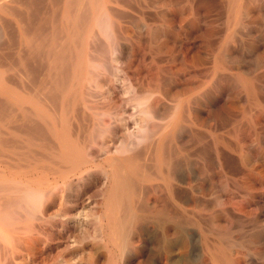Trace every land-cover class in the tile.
Returning <instances> with one entry per match:
<instances>
[{
	"label": "rangeland",
	"instance_id": "1",
	"mask_svg": "<svg viewBox=\"0 0 264 264\" xmlns=\"http://www.w3.org/2000/svg\"><path fill=\"white\" fill-rule=\"evenodd\" d=\"M10 1L11 0H0V5L3 4V6L1 5L2 10H0V14L2 15V16L0 15V99H2L0 101V107H1V109H3V110L0 109V112H1L0 114L2 115V116L0 115V120H1L0 121L1 122L0 123V143H2V144H0V153L2 155V156L0 155V264H66V263L67 264H86V261H87L86 256L87 255H89L88 260L92 259L93 261L96 262V264H110V263L116 264V257L112 256V254L110 252H108L107 250L101 251V250L96 249L97 247L95 244V240L93 238L94 237L93 231H95L94 229H96V219H95L96 215L93 214V212H95V209H96V201L98 204V202L101 200V190L103 188L102 181L104 182V180H102V178H101L102 177L101 175L102 174H112V170H113V165L111 163L110 164L109 163L104 164L102 166L100 162H101L102 158L105 156H113V157L119 156L120 157V156L124 155L126 153L124 151L126 150L127 147H129L131 145V143H133V144L139 143L140 144V143H142L143 140H145V136H146V139H148L147 137L150 136V138H152V136L154 135L153 138L150 139L152 141H150L148 139L149 142H153V143H154L153 139H155L157 136L159 137V136L164 135L165 136L164 142H166V139H167L166 137H168L169 141L167 139V143H164L165 144L164 147L165 148L168 146H171V147L166 148L168 150L165 149V151L171 153L172 160H174L175 163L177 162L176 164H173L174 166L172 165L174 167V169H173V167L171 168L172 170L170 169V171H171L170 174H249L248 172H250L251 174H256V171L253 169L257 165L262 164V161H263L262 158H257V159L246 158L244 160H240L237 156L234 155V153L227 151V150H225V151L223 150L222 156H224V158L222 156H220V157L212 156L215 154L211 149V144L213 141H215V139L222 141L224 139L223 137H227L228 139L226 138L222 142L228 143V144L230 143L229 144L230 147H231V145H233V139H232L233 135L231 134L232 133L231 132L232 127L230 128V126L232 124V115H230V112L232 114L231 106L233 105V96H234L233 93H234L235 88H233L234 84H232V82L234 83V81H233V78L231 76L232 72H233V64H232L231 60H229V59L231 58L232 55H234L236 53V51H228V54L225 55V57H228V58H226L228 60H225V63H224L227 67L225 65L219 66L217 64H211L212 61L210 60V58H211L210 56L213 55V53H214V55H217V52L216 51L214 52V51L208 49L207 47L201 46L197 43L190 45V48L186 49V51H187L186 53H185L184 48L183 49L177 48L179 51L177 50L176 53H178V54L177 55L175 54V59H174L168 53V50L166 47V42H168L166 34L163 32V33L158 34L155 37L151 36V34H150V32L155 27L156 28H162V29L165 28L164 26H166V22L169 18V10H168L169 9V6H168L169 2H168V0H134L133 1L134 3H132V7L134 8L135 11L133 10V12H129V13H131L130 15L126 11H132V10H129L127 8H123L124 10L122 9L123 12H121L122 13L121 14L120 13L121 8H118L117 6L113 5L114 8L111 7V11L114 12V14L123 17V18H121V17H118V16L112 14L113 17L116 19V21L112 17V15H110L109 12H108V14L106 13L107 10H105V13H104V10H103V12L101 11L100 13H102V14H100V15L98 14L99 16L95 17L93 19L94 21L92 22V25H91L92 31L89 30L84 35V38H83L84 46L82 48L81 57H80V67H79L80 72H78V75L75 76L76 77L75 79H73L71 76V78L69 77L67 79V80L70 79L69 81L65 80L66 84H67V85H65V87L67 86L66 90H68L67 92L64 90L66 92L65 95H63V93H60L53 88V86L57 82L55 77L57 78L60 75H59L58 68H57V70H58V72H57V70H55V68L52 67V64H50L51 61L47 60L48 56L46 53V46L48 44V41H49V43H51L53 41H56V42L58 41L61 44V42H66V40H67L66 38L68 36L66 35L67 34L66 31H63V30L59 31L58 29L55 28L57 30L56 31L53 29L55 25L59 26L60 21H62V10H63L64 0H12L11 2ZM129 1H131V0H129ZM135 3H136V6H135ZM4 4H5V6H4ZM253 4L257 7L258 11L260 10V12H264V0H254ZM43 6H45V8ZM4 7L7 8V10H4L5 9ZM139 7H140V9H139ZM59 8H60V10H58ZM115 8H117V9H115ZM118 9L120 10L119 11L120 15L118 13ZM136 9H138V10H136ZM8 10H9V12L7 14ZM12 11H13V13H11ZM58 11H59V13H58ZM137 11H140L141 13L140 12L138 13ZM125 12L127 15H125ZM122 15H125V16H127V18L128 17L129 18L127 19L126 17H124ZM131 15H132V18L130 17ZM29 17H31V18L29 19ZM102 17H104L105 19L104 18L102 19ZM109 17H111V18H109ZM124 18H126V19H124ZM110 20L114 21V22H112L113 25H111ZM56 21H57V23H56ZM115 23H117V24H115ZM140 23H141V25H139ZM257 23L254 24V27L256 28V26H257V30L259 29L261 31V29H262V32H264V24L260 23V22H257ZM53 24H55V25H53ZM137 24H138V26H137ZM116 25L118 27H114ZM142 25H143V27H142ZM112 26L115 29L118 28L119 29V30H117L118 32L116 30L112 29ZM258 27H260V28H258ZM121 28H122V30H121ZM22 29H24V31H21ZM114 31H116V32H114ZM121 31L124 33H120ZM134 31H135V33H134ZM136 31H138V32L136 33ZM33 32H34V34H33ZM61 32H63V33H61ZM21 33H25V36L22 35ZM52 33H53V36L55 34L57 35L59 33L57 35V37H56V35L54 36V37H56V39L55 40L53 39V41H52V39H50L53 37V36L51 37ZM105 33L107 34V36ZM113 33H115V35H117V36H113L114 35ZM60 34H62V35H60ZM93 34H94V36H93ZM95 34H96V36H95ZM123 34H124V36H123ZM27 35L29 36V38L33 35V39L34 40L36 39L35 41L32 39L33 44L35 42V44L37 43L38 45H40L38 50H40V48H41V50L35 56H32L29 54L28 47L25 44L24 38L28 39ZM160 35H161V37H160ZM45 36L48 39H45L46 38ZM58 36H60V37H58ZM126 36H129V37H126ZM38 37L42 40H40ZM89 37L92 40L95 39L96 42L91 43L93 41ZM123 37H125V39ZM117 38L120 39L121 43L120 42L117 43V41H119V39H117ZM128 38H130V40ZM44 39H45V41H44ZM64 39H66V40H64ZM111 39H112V41H111ZM114 40H116V41H114ZM36 41H38L39 43ZM122 41H125V43L127 45L125 43L123 45ZM126 41H130V42L128 43ZM139 41L141 42V44ZM88 42H89V44H88ZM142 42H143V44H142ZM152 42H154V43H152ZM132 43L133 44L135 43L134 44L135 48L132 46L133 45ZM160 43L162 46L160 45ZM91 44H95V45L97 44V45L95 46V45H91ZM128 45L132 47V48L130 47L131 50L133 48L135 50L131 51ZM136 45H137V47H136ZM142 45H143V47H142ZM91 46H94V47H91ZM97 46H98V48H97ZM114 46H116V47H114ZM138 46H140V48ZM94 48H96V49H94ZM119 48H120V50H119ZM122 48H124V49H122ZM140 49H142V50H140ZM92 50H95V51H92ZM98 50L101 52V54L103 53L104 55L103 54L101 55L100 52H98ZM181 51H183V53ZM190 51H191V53H190ZM241 51L239 53L243 58L240 56L241 57L240 61L242 62V63L240 62L241 63L240 66H241L242 70L244 69L243 72L245 73V77L252 79L254 84H256L260 90L264 91V89H263L264 88V83H263L264 82V73H263L264 72L263 71L264 70V54L259 52V51H254V50L249 51V53L246 52V49H244V51L242 49ZM86 52H87V54H86ZM96 52H98V53L96 54ZM149 52H151V53H149ZM157 52H159V53H157ZM160 52H162V53H160ZM180 52H181V54H180ZM231 52L232 53L235 52V53L232 54ZM219 53L224 54V52H219ZM19 54H20V56H19ZM88 54H90V55H88ZM145 55H147V56H145ZM182 55L183 56L187 55V58H188V60H190V62L188 60H187V62L183 61ZM23 56H24L23 60L25 61L24 63H22L23 62V60H22ZM26 56H28L29 59H27ZM30 56H31V58H30ZM20 57H21V59H20ZM181 58H182V61H180ZM192 58H194L193 60H195V61H193ZM202 58H206V59H202ZM25 59L28 61H26ZM168 59H170V60L167 62ZM257 59H258V61H257ZM196 60H199L200 62L196 61ZM170 61L172 64L170 63ZM201 61H202V63H201ZM208 61H209V63H208ZM40 64H41V66H40ZM47 65H49V66L46 67ZM214 65H215V67H214ZM228 65H230V66H228ZM216 66L218 67V69L216 68ZM228 67H230V68H228ZM48 68H50V69H48ZM212 68H213V70H212ZM227 69H229L228 70L229 72H227ZM50 70H53V71L50 72ZM157 70L159 73L157 72ZM167 70H168V72H167ZM37 71H39V72H37ZM91 71H93L92 72L93 74L91 73ZM149 71L152 72L151 73L153 75L152 77H151V74ZM224 71L226 72V74H224L225 73ZM52 73H54V77H52L53 76ZM49 74H51V75H49ZM216 74H218V75H216ZM219 74H224V75L222 77V75L220 76ZM43 75L46 76V78ZM95 75H97V76H95ZM155 75L156 76L159 75L157 78L160 77L161 79H164V80H161L160 78L157 79L155 77ZM214 75H215V77L217 76L216 77L217 79L214 77ZM229 75L231 77H228ZM246 75H248V76H246ZM87 76L89 79L86 78ZM43 77L45 78V80ZM170 77H171V79H170ZM151 78H152V82L150 81ZM167 79L169 81L172 80L170 82L172 84H169V81ZM148 80H149V82H147ZM154 80L156 81L155 83H153ZM159 80L162 83L158 82ZM163 82H165V84H163ZM38 83H39V86H38ZM149 83H151V84L149 85ZM159 83H160V86H158ZM166 83H168V84H166ZM153 84H155V85L157 84L156 85L157 90H155V85L153 86ZM34 85H36V87H34ZM85 85H86V87H85ZM29 86H30V88H29ZM172 88H174L173 91H171ZM176 88L179 90H177ZM185 88H186V90L183 91ZM50 90L51 91L53 90L54 92L53 91L52 92L54 94L55 93L56 94L52 95ZM175 90H177V91L175 92ZM180 90H182V91H180ZM179 91H180V93H179ZM35 92H36V94H35ZM45 92H47V93H45ZM165 92H166V94H165ZM173 92L175 94H177V93L181 94V96L177 95L178 96L177 101L179 104H182L183 110L181 109L178 114H176L177 113L176 109H174L175 112H173V108H175L173 106H176V104H178L177 101L173 102L167 98L168 95L173 94ZM184 92L187 94H185ZM33 93H34V95H33ZM167 93H168V95H167ZM39 94H41V95H39ZM193 94L196 96L194 97ZM205 94H206V97L204 96ZM198 95H199V98L205 97L204 98L205 100L199 99V98L197 99L196 97H198ZM67 96L69 99V100L67 99L68 101L66 100ZM200 96H202V97H200ZM35 97H37V98H35ZM153 97L160 99V100H158L159 103H158V101L156 102L157 99L155 100V99H153ZM34 98H35V100H34ZM52 99H54L55 101L57 100V101L55 102ZM152 99L155 101H153ZM230 99H232V100H230ZM186 100H188L189 103H186ZM184 101H185V103H184ZM19 102H20V104H19ZM9 103H11V104H9ZM153 103H154V108L148 107L149 106L148 104H151V106H153ZM156 103L159 106H157ZM107 104H108V106H107ZM172 104H174V105H172ZM183 104H186V105L184 106ZM188 104H190V105H188ZM7 105H9V107ZM19 105H21V106H19ZM45 105H47V107ZM95 105H96V107H95ZM20 107H22V108L20 109ZM103 107H106V108H103ZM185 107H186V109H185ZM23 108L27 111L29 110V112L25 113L26 111L23 110ZM89 108H91V109H89ZM165 108H166V110H165ZM168 109L170 110L169 111L170 113L168 112ZM9 110H10V112H9ZM226 110L229 112H227ZM38 111H42V114L45 116V118H46L45 124L42 122L40 123V121L37 117L33 116V114L32 115L30 114L32 112L36 113ZM22 113H24L27 116L30 114L31 116L29 115L27 117L24 114L22 115ZM55 113H56V115H55ZM183 113H185V114H183ZM12 114H13V116H12ZM175 114H176V116H175ZM228 115H229V117H228ZM180 116H183L182 117L183 119ZM1 117H3V118H1ZM170 117H171V120L168 119ZM184 117H186V118H184ZM224 117H226V118H224ZM20 118L22 120H20ZM176 118H177V120H176ZM25 119H26V121H25ZM167 119H168V121L170 120L171 123H169L170 125L166 124V128L163 129L162 127H165L164 123H166ZM185 119H188V120H186V123H185ZM219 119H220V121H219ZM228 119H229V121H228ZM84 120H86V121H84ZM173 120H175L176 125H174ZM199 120L202 122L201 124H200ZM23 121H25V122H23ZM142 121H143V123H142ZM151 121H152V124H154V126L151 129H149V131H148V129H146L147 123L149 122L148 128H150L152 126ZM153 121H154V123H153ZM187 121L190 123H188ZM52 122H54V123H52ZM196 122H197V124H200V126L197 125ZM25 123H27V124H25ZM38 123H39V125H37ZM155 123L156 124L161 123L163 125L162 127L157 125L158 129L160 127L162 128V129L160 128L159 130L157 129L158 131H160L159 133L155 129V126H156ZM192 123L195 125H192ZM46 124L49 126L52 125V127H54L58 131L64 129V132H65L68 140H71V141H74V139L76 138V132L79 129L81 130V132L83 131L82 133L85 134V137H86L85 139L89 138L88 140H90V141L93 140L92 142H95V143H92V142L89 143L92 146L88 150V155H87V159L90 161V163L89 164H82V165H79L78 167L77 166L71 167L70 165L68 166V163H61L60 164V163L54 162V161L52 163L51 162L52 158L49 159L51 157L50 153L54 151L53 147H54V149L57 148V146H56L57 143L53 138L48 136V134L46 132V127H45ZM226 124H228L229 126ZM1 125H2V127H1ZM25 125H27V126H25ZM35 125L37 127H35ZM144 125L146 127H144ZM171 125L174 127H172ZM188 125H190V126H188ZM225 125H226V127H225ZM16 126H18V127H16ZM20 126H22V127H20ZM33 126L36 130H34ZM39 126H41L42 128H39ZM84 126L86 129V132H85V129L83 128ZM167 126H169V128ZM206 126H208V128L204 129V127H206ZM87 127H88V129H87ZM195 127H196L197 131H196V129H195V131H194V129H192ZM200 127L202 130L200 129ZM82 128L84 130H82ZM153 128L156 130V131L154 130L155 132L153 131L154 134L152 132ZM171 128H172V130H171ZM173 128L175 130L178 129V130H176L177 132ZM223 128L224 129L226 128L225 131ZM198 129L201 130V132L203 133L201 137H200L201 132ZM218 129H220V130H218ZM98 130H99L98 133H100V134L96 133ZM150 130H151V133L153 134L152 136H151V133H149ZM26 131H27V133H25ZM31 131L33 132V134L30 135ZM36 131H38V132H36ZM192 131H194V133ZM40 132H42V134ZM89 132H90V135L92 134V137L89 135L87 136V134ZM223 132H225V133H223ZM156 133H157V135H156ZM168 133L171 137L168 135ZM171 133H173V134H171ZM22 134H24V135H22ZM188 134H190L191 136ZM193 134L196 135L197 138ZM214 134H216V135H214ZM10 135L11 136L13 135L14 137L12 136V138H11ZM93 135H95L96 138L93 137ZM166 135H168V136H166ZM217 135L219 138L217 137ZM39 136H42V137H39ZM231 136H232V138H231ZM8 137H9V139L10 138L11 139L7 140ZM28 137L32 138V141L34 144V146L30 150H28L27 144H26ZM192 137L194 139H197L195 141H198L199 143L198 142L193 143L194 139ZM202 137H204V138H202ZM15 139H17V141H15ZM44 140H45V142H44ZM81 140H82V138H81ZM207 140L209 142L212 141L211 144L209 142H207ZM225 140H228V142ZM230 140H232V141H230ZM36 141H38V142H36ZM18 142L19 143L21 142V144L16 145V144H19ZM37 143L38 144H42V143L44 144L45 143L44 148L38 149L39 147H38ZM127 143H129V144H127ZM182 143L183 144L186 143L185 144L186 146L184 145V147H183ZM191 143H192V146H194V147L191 146ZM166 144L167 145L169 144V145L167 146ZM202 144L203 145L205 144V145L203 146ZM8 145H9V147H8ZM11 145H12V147L14 146V147L18 148V150L15 148L12 149ZM51 145H52V148L50 147ZM127 145H129V146H127ZM19 146L21 148H19ZM179 146H182V147H179ZM189 146L191 147V150H190ZM197 146H199V148ZM6 147L9 149H6ZM22 147H23V149H22ZM47 147L50 150L49 149L47 150ZM174 148L177 151H175V150L173 151ZM199 149L201 151L202 150L203 151L200 152ZM205 149L207 150V153L210 152V154H207L205 152L206 151ZM198 151H199V153H198ZM174 152H175V154L173 155ZM201 153H203V154H201ZM188 154H189V156H188ZM226 154H227V156H226ZM228 154H232V157H231V155H228ZM5 155H7V156H5ZM23 155L25 157H22ZM151 155H152L151 159L149 158L151 160V161H149L150 163H148V160H149L148 159L146 161L147 164H145L147 167L149 165L150 168H148V170H150V171H148V170H146V171L149 172V173L147 172V174H157L156 173L157 171L154 170V169H156L155 168V158H154L152 152L149 154V156H151ZM176 155L180 156V157H175ZM181 155H182V157H181ZM29 156H31L32 158ZM39 156H41V157H39ZM184 156H185V158H184ZM43 157H45L44 160H43ZM206 157H208V158H206ZM211 157L212 158L214 157L213 160ZM229 157H230V159H229ZM11 159H12V161H11ZM22 159L23 160L26 159L25 161H27V162L21 161ZM259 159H262V160H259ZM4 160H5V162L2 163ZM177 160H179V161H177ZM220 160H221V163H220ZM222 160H224L225 162L224 161L222 162ZM252 160L253 161L255 160L257 163L259 162V164H257L255 161L253 162ZM152 161L154 162V165H153ZM174 161H173V163H174ZM17 162H20V165ZM30 162H32V163H30ZM140 162H142V161H140ZM151 162H152V164H151ZM8 163L10 164V166L8 165ZM13 163H14V165H13ZM54 163H56V164H54ZM22 164L23 165L25 164V165L23 166ZM254 164H256V165H254ZM150 165L151 166L153 165V167H151ZM244 165H246V166H244ZM43 166L44 167L46 166V167L43 168ZM220 166H222V167H220ZM147 167H146V169H147ZM248 167L250 168L249 171H248ZM41 174H81V175L75 176V177L74 176L72 177V175L69 176V178L66 180V183H64V185L61 184V182H60L59 187H60L61 192L62 191L63 192L61 193V197H57V196L54 197V200L51 203L52 209L50 208V210H49L50 215L48 214L47 216H43V214H42V206H41L42 205V196L40 194L41 184L39 185V182L41 183ZM262 174H264V173H262ZM34 178H37V179H34ZM28 184H31V185H28ZM101 184H102V186H100ZM37 190H38L37 194L40 196H38L36 194ZM29 191H30L31 195L30 196H28V195L24 196V193L28 194ZM35 194H36V196H35ZM33 195L35 196V198H39V200L37 199V201H35L34 200L35 198ZM30 197H33V199H29ZM26 198L29 200H27ZM55 204L57 205L56 207H55ZM62 204H63V206L65 205L64 208H63ZM31 205H33V206H31ZM60 206L63 208V210H62L63 212L61 211L62 208H60ZM58 208L62 212L61 215L63 214L62 215L63 218L61 215H59L60 211ZM68 212H69V214H68ZM55 213H57V215ZM53 215H55V216H53ZM92 216H94V217H92ZM41 217L44 218L45 220L44 219L41 220L42 219ZM46 219L49 221H47ZM59 219H61V220H59ZM61 222H62V224H61ZM251 226H253V228ZM259 227H264V222H261L260 224L251 223V224L245 225L243 227L244 230L242 232L245 233L250 229L251 230L252 229L257 230V228L259 229ZM71 230H72V232H71ZM30 236H32V237H30ZM88 236H90V237H88ZM43 240H45V242ZM77 241H78V243H77ZM48 243H49V245H48ZM76 245H78V246H76ZM82 249H83V251H82ZM260 249H261V246H256L254 248V250H257V251H259ZM62 250H63V252H62ZM90 250H92V252L93 251L94 252L97 251V252L96 253L93 252L94 254H92V252ZM45 254H47V256H45ZM72 255H73V257H72ZM80 255H81V257H84L86 259H82L80 257ZM79 258H81V262H80ZM107 259H109L110 261L107 262ZM83 260H84V263H83ZM101 260H102V262H101ZM43 261H45V262H43ZM64 261H66V262H64ZM78 261H79V263H78Z\"/></svg>",
	"mask_w": 264,
	"mask_h": 264
},
{
	"label": "bare ground",
	"instance_id": "2",
	"mask_svg": "<svg viewBox=\"0 0 264 264\" xmlns=\"http://www.w3.org/2000/svg\"><path fill=\"white\" fill-rule=\"evenodd\" d=\"M131 1H129V0H64L63 10H62V21H60L59 26H56L55 24H53L55 26H54V28L53 27L52 28L54 30L58 29L59 31H61V30L66 31V33H67L66 35L68 37L67 38L65 37V38L67 40L64 39V40H66V42H61V44L58 41L57 42L53 41V39L55 40L59 33L57 35L55 34L56 37H54L55 35L53 36V33H52L51 37L52 36L53 37L50 39H52L53 42L49 43V41H48V44L46 46V53L48 56L47 60L51 61L50 64H52V67L55 68V70H57V68L59 70L60 76L57 78L55 77L57 82L53 86V88L55 90H57L58 92L63 93V95H65V93L68 91V90H66L67 86L65 87V85H67L66 81L70 80V79L69 80H67V79L69 77L71 78V76L73 79H75L76 78L75 76L78 75V72H80L79 71L80 57H81L82 48L84 46L83 38H84L85 33H87L89 30L92 31L91 25H92V22L94 21L93 19L95 17H98L100 14H102L100 12L101 11L103 12V10H104V13H105V10H107V12H106L107 14L109 12L110 15H112V14L116 15V14H114V12L111 11V7H113V5L117 6L118 8H121V11L118 9V13H119V11H120V13L123 12L122 11L123 8H127L129 10H132V11H126L130 15L131 13H129V12H133V10H134V8L132 7V3H134L133 2L134 0H131ZM252 1L254 2V0H252ZM252 1L251 0H168V2H169V4H168V6H169V9H168L169 10V18L166 22V26L163 25L165 28L162 29V28H156L155 27L150 32V34L153 37H155L158 34L163 33V32L166 34L167 41H168V42H166V47H167L168 53L174 59H175V54L176 55L178 54V53H176L178 49L184 48L185 53H186L187 52L186 49L190 48V45H193L196 43L201 45V46H205L214 52L216 51L217 55H214V53H213V55L210 56L211 57L210 60L212 61L211 64H217L219 66L225 65L224 64L225 60H228V59H226L228 57H225V55L228 54V51H236V53L234 52L235 54L231 52L234 55H232L231 58L229 59V60H231V62L233 64V72H232L231 76H232L233 81H234V83L232 82V84H234L233 88H235V90L232 88L234 90L233 105L231 106L232 114L230 112V115H232V124L230 126V128L232 127L231 128L232 131L231 130L230 131L232 132L231 134L233 135V138L231 136V138L233 139V145H231V147H230V145H229L230 143L228 144V143L222 142L227 137H223L224 139L222 141L215 139V141H213V142L211 141L212 144L208 140H207V142H209L211 144V149L215 154L212 156L220 157L223 155V150L224 151L227 150V151L234 153V155L237 156L240 160H244L246 158H253V159L262 158L263 159L262 164L254 167L253 170L256 171V174H251L250 172H248L249 174H170V172H171L170 169L174 166L173 164H176L177 162L175 163V161L172 160L171 153L165 151L166 148L171 147V146H168L170 143L168 145L166 144L168 147H166V148L164 147V145H165L164 143H167L168 137H166L167 138L166 142H164V139H165L164 135L159 136V137L157 136L156 137L157 139L156 138L153 139L154 143L148 141V139L150 140L153 138L154 132L158 129L157 125L161 126V127L163 126L161 123H159V124L155 123L156 124V126H155L156 130L153 128L152 132L155 130L153 132V134L151 133V130H150L149 133H151V136L153 135L152 138H150V136L148 135L149 136V137H147L148 139H146V136H145V140H143L142 143H140V144L139 143H137V144L131 143L130 146L127 145L129 147H127L126 150L124 151V152H126L124 155H122L120 157L119 156L118 157H113V156L103 157L101 162H100L101 165L103 166L104 164H108V163L110 164L111 163L113 165V170H112V174H102V175L100 174L102 176L101 178H102V180H104V182L102 181L103 188L101 187L102 188L101 200L98 202V204L96 201V209H95V212H93V214L96 215L95 216L96 229H94L95 231H93L94 232L93 238L95 240V244L97 247L96 249L101 250V251L107 250L108 252H110L112 254V256L116 257V264H264V227H259V229L257 228V230H253V229L251 230L249 228L250 230L247 229L248 230L247 232H245V233L242 232L244 230L243 227L245 225H248L251 223L260 224L261 222H264V174H262V173H264V93H263L264 91L260 90L257 87V85L254 84L252 79L245 77V73L243 72L244 69L242 70L241 66H240L242 63L240 61V58L242 56L239 53L242 49H243V51H244V49H246V52H248V53H249V51L254 50V51H259V52L264 54V32H262V29H261V31L259 29L257 30V26H256V28L254 27V24L257 22L264 24V12H260V10L258 11L257 7L253 4ZM136 3H135V6H136ZM1 5L3 6V4H1ZM1 5H0V10H2ZM4 6H5V4H4ZM43 7L45 8V6H43ZM115 9H117V8H115ZM139 9H140V7H139ZM4 10H7V8H5ZM58 10H60V8ZM136 10H138V9H136ZM140 11H137V12L139 13ZM8 12H9V10L7 11V14H8ZM126 12H125V15H127ZM11 13H13V11ZM58 13H59V11H58ZM120 13H119V15H120ZM113 15H112V17H113ZM125 15H122V16L127 18V16H125ZM116 16H118V15H116ZM31 17H29V19ZM118 17H121V16H118ZM130 17L132 18V15ZM103 18L104 17H102V19ZM109 18H111V17H109ZM121 18H123V17H121ZM126 18H124V19H126ZM115 21H116V19H115ZM112 22H114V21H111V25H113ZM56 23H57V21H56ZM115 24H117V23H115ZM139 25H141V23ZM137 26H138V24H137ZM114 27H118V26L116 25ZM114 27L112 26V29H114L116 31L119 30L118 28L115 29ZM142 27H143V25H142ZM122 28H121V30H122ZM258 28H260V27H258ZM21 31H24V29H22ZM116 31H114V32H116ZM137 32L138 31H136V33ZM61 33H63V32H61ZM120 33H124V32L121 31ZM134 33H135V31H134ZM21 34L25 36V33H21ZM33 34H34V32H33ZM113 34H114L113 36H117V35H115V33H113ZM60 35H62V34H60ZM93 36H94V34H93ZM95 36H96V34H95ZM106 36H107V34H106ZM123 36H124V34H123ZM27 37H28V39L24 38V41H25L26 46L28 47L29 54L32 56H35L41 50V48H40V50H38L40 45H38L37 43L35 44V42L33 44V41H32L33 35L31 36L32 38L31 37L29 38L28 35H27ZM58 37H60V36H58ZM126 37H129V36H126ZM160 37H161V35H160ZM123 38L125 39V37H123ZM45 39H48V38L46 37ZM45 39H44V41H45ZM112 39H111V41H112ZM117 39H119V38H117ZM128 39L130 40V38H128ZM40 40H42V39H40ZM94 40L95 39H93L92 40L93 42H91V43H95L96 40L95 41ZM114 41H116V40H114ZM36 42H38V41H36ZM119 42H120V39H119V41H117V43H119ZM122 42L124 45L125 41H122ZM126 42L129 43L130 41H126ZM152 43H154V42H152ZM161 43H160V45H161ZM88 44H89V42H88ZM134 44L132 45L133 47L135 46ZM140 44H141V42H140ZM142 44H143V42H142ZM91 45H95V44H91ZM137 45H136V47H137ZM98 46H97V48H98ZM91 47H94V46H91ZM114 47H116V46H114ZM130 47L131 46H129V48ZM138 47L140 48V46H138ZM142 47H143V45H142ZM131 48H130V50H131ZM134 48L132 50H135ZM94 49H96V48H94ZM122 49H124V48H122ZM119 50H120V48H119ZM140 50H142V49H140ZM92 51H95V50H92ZM98 52H100V51L98 50ZM98 52H96V54ZM151 52H149V53H151ZM162 52H160V53H162ZM181 52L183 53V51H181ZM181 52H180V54H181ZM219 52H224V54L223 53L220 54ZM157 53H159V52H157ZM190 53H191V51H190ZM86 54H87V52H86ZM100 54H101V52H100ZM88 55H90V54H88ZM19 56H20V54H19ZM145 56H147V55H145ZM26 57H27V59H29L28 56H26ZM30 58H31V56H30ZM20 59H21V57H20ZM23 59H24V56L22 57V60ZM193 59L194 58H192V60ZM202 59H206V58H202ZM258 59H257V61H258ZM169 60L170 59H168L167 62ZM187 60H188L187 55H184L183 61L187 62ZM26 61H28V60H26ZM180 61H182V58L180 59ZM188 61L190 62V60H188ZM193 61H195V60H193ZM196 61H199V60H196ZM24 62L25 61L23 60L22 63H24ZM170 63H171V61H170ZM201 63H202V61H201ZM208 63H209V61H208ZM40 66H41V64H40ZM48 66L49 65H47L46 67H48ZM228 66H230V65H228ZM214 67H215V65H214ZM216 68L218 69L217 66H216ZM228 68H230V67H228ZM48 69H50V68H48ZM58 70H57V72H58ZM212 70H213V68H212ZM228 70L229 69H227V72H229ZM51 71H53V70H50V72ZM37 72H39V71H37ZM92 72L93 71H91V73ZM157 72H158V70H157ZM167 72H168V70H167ZM151 73L152 72H150V74ZM52 74H53L52 77H54V73H52ZM224 74H226V72ZM224 74H219V75L220 76L222 75V77H223ZM49 75H51V74H49ZM156 75H155V77L157 78L159 75L158 76H156ZM216 75H218V74H216ZM95 76H97V75H95ZM152 76L153 75L151 74V77ZM231 76L229 75L228 77H231ZM246 76H248V75H246ZM44 77L46 78V76H44ZM214 77H215V75H214ZM45 78H44V80H45ZM86 78H88V76ZM159 78H157V79H159ZM170 79H171V77H170ZM155 80L153 83H155L157 81V80L156 81ZM161 80H164V79H161ZM150 81L152 82V78L150 79ZM171 81H169V84H172V83H170ZM147 82H149V80ZM158 82H160V80ZM160 83H162V82H160ZM160 83L158 86H160ZM150 84L151 83H149V85ZM163 84H165V82H163ZM166 84H168V83H166ZM154 85L155 84H153V86ZM156 85H155V90H157ZM38 86H39V83H38ZM34 87H36V85H34ZM85 87H86V85H85ZM29 88H30V86H29ZM173 89L174 88H172L171 91H173ZM177 90H179V89H177ZM177 90H175V92ZM185 90H186V88L183 91H185ZM52 91H51L52 95H55L56 93L54 94L53 93L54 91L53 92ZM180 91H182V90H180ZM180 91H179V93H180ZM45 93H47V92H45ZM187 93H185V94H187ZM35 94H36V92H35ZM165 94H166V92H165ZM33 95H34V93H33ZM39 95H41V94H39ZM167 95H168V93H167ZM177 95L181 96V94H178V93L175 94L173 92V94H169L167 98L170 101L175 102L178 99ZM195 96L196 95H194V97ZM204 96L206 97V94ZM200 97H202V96H200ZM205 97L199 98V95H198V97H196V98L197 99L198 98L204 99ZM35 98H37V97H35ZM35 98H34V100H35ZM67 99H68V96H67L66 100ZM153 99L156 100L157 98L153 97ZM1 100L2 99H0V101ZM52 100H54V99H52ZM155 100H153V101H155ZM158 100H160V99H157L156 102ZM188 100H186V103H189ZM230 100H232V99H230ZM158 103H159V101H158ZM177 103H178V101H177ZM184 103H185V101H184ZM9 104H11V103H9ZM19 104H20V102H19ZM174 104H172V105H174ZM148 105H149L148 107L154 108V103H153V106H151V104H148ZM183 105L185 106L186 104H183ZM188 105H190V104H188ZM7 106L9 107V105H7ZM19 106H21V105H19ZM45 106L47 107V105H45ZM107 106H108V104H107ZM157 106H159V105L157 104ZM95 107H96V105H95ZM173 107H175V108H173V112H175L174 109H176V111H177L176 114H178L180 112V110L182 109V104L178 103V104H176V106H173ZM186 107H185V109H186ZM21 108L22 107H20V109ZM103 108H106V107H103ZM166 108H165V110H166ZM0 109H1V107H0ZM89 109H91V108H89ZM1 110H3V109H1ZM23 110H25V109L23 108ZM25 111H26L25 113L29 112V110L28 111L25 110ZM169 111L170 110L168 109V112ZM9 112H10V110H9ZM227 112H229V111H227ZM23 114L24 113H22V115ZM30 114L31 115L33 114V116L37 117L39 119L40 123L41 122L44 124L46 123V120H45L46 118L42 114V111H38L36 113L32 112ZM176 114H175V116H176ZM183 114H185V113H183ZM55 115H56V113H55ZM12 116H13V114H12ZM25 116H27V115H25ZM183 116H180V117L182 118ZM228 117H229V115H228ZM1 118H3V117H1ZM184 118H186V117H184ZM224 118H226V117H224ZM168 119L171 120V117ZM168 119L166 120V123H164L165 127H162L163 129L166 128V124L171 123L170 120L168 121ZM20 120H22V119L20 118ZM176 120H177V118H176ZM186 120H188V119H185V123H186ZM25 121H26V119H25ZM25 121H23V122H25ZM84 121H86V120H84ZM219 121H220V119H219ZM228 121H229V119H228ZM173 122H174V125H176L175 120H173ZM190 122H188V123H190ZM52 123H54V122H52ZM142 123H143V121H142ZM153 123H154V121H153ZM201 123L202 122L200 121V124ZM25 124H27V123H25ZM148 124H149V122L147 123L146 129H148V131H149V129H151L154 126V124H152V121H151L152 126L150 128H148L149 127ZM196 124H197V122H196ZM200 124H197V125L200 126ZM37 125H39V123ZM192 125H195V124L192 123ZM226 125H228V124H226ZM226 125H225V127H226ZM22 126H20V127H22ZM25 126H27V125H25ZM188 126H190V125H188ZM1 127H2V125H1ZM16 127H18V126H16ZM35 127H37V126L35 125ZM45 127H46V132H47L48 136L53 138L57 143L56 144L57 148L55 147L56 149H54V147H53L54 151L50 153L51 157L49 156L50 157L49 159H51V158L53 159V160L51 159L52 163H53V161L58 162L60 164L61 163H68V166L70 165L71 167H75V166L78 167L79 165L90 163V161L87 159V155H88V150L92 147L89 143L92 142L93 140L90 141V140H88L89 138L85 139L86 137H85V134L82 133L83 131L81 132V130L79 129L80 131L78 130L76 132V138L74 139V141H71V140H68V138L64 132V129L58 131L54 127H52V125L49 126L47 124ZM144 127H146V126L144 125ZM167 127L169 128V126H167ZM172 127H174V126H172ZM196 127L192 128V129H194V131H195ZM33 128H34V126H33ZM39 128H42V127L39 126ZM83 128L85 129V126ZM83 128H82V130H84ZM205 128L207 129L208 126L204 127V129ZM87 129H88V127H87ZM200 129H201V127H200ZM225 129H224V131H225ZM34 130H36V129L34 128ZM171 130H172V128H171ZM176 130H178V129H176ZM201 130H199V131L201 132ZM218 130H220V129H218ZM194 131H192V132L194 133ZM196 131H197V129H196ZM31 132H30V135L33 134V132L32 133ZM36 132H38V131H36ZM85 132H86V129H85ZM98 132H99V130L96 133H98ZM159 132L160 131H158V133ZM25 133H27V131ZM40 133L42 134V132H40ZM223 133H225V132H223ZM98 134H100V133H98ZM171 134H173V133H171ZM202 134L203 133L201 132L200 137L202 136ZM22 135H24V134H22ZM88 135L92 137V134L90 135V132L87 134V136ZM156 135H157V133H156ZM168 135H169V133H168ZM168 135H166V136H168ZM188 135H190V134H188ZM214 135H216V134H214ZM12 136H11V138H12ZM194 136H196V135H194ZM9 137L7 140L11 139V138L9 139ZM39 137H42V136H39ZM93 137H95V135H93ZM217 137H218V135H217ZM81 138H82V140H81ZM196 138H197V136H196ZM202 138H204V137H202ZM195 140H197V139H194L193 143L198 142ZM15 141H17V139H15ZM150 141H152V140H150ZM168 141H169V139H168ZM225 141L228 142V140H225ZM230 141H232V140H230ZM26 142H27L26 143L27 148H28V150H30L34 146L32 138L28 137ZM36 142H38V141H36ZM44 142H45V140H44ZM92 143H95V142H92ZM183 143H182V145L184 147V145L186 143L185 144H183ZM0 144H2V143H0ZM20 144H21V142L19 144H16V145H20ZM44 144L43 143L38 144V147H39L38 149H43ZM127 144H129V143H127ZM52 145L50 146L51 148H52ZM191 146H192V143H191ZM8 147H9V145H8ZM179 147H182V146H179ZM192 147H194V146H192ZM197 147L199 148V146H197ZM11 148L12 149L15 148L18 150V148L14 147V146L12 147V145H11ZM19 148H21V147L19 146ZM6 149H9V148L6 147ZM22 149H23V147H22ZM48 149L49 148L47 147V150ZM166 150H168V149H166ZM174 150H175V148L173 149V151ZM190 150H191V147H190ZM175 151H177V150H175ZM202 151L200 150V152H202ZM151 152L155 158V168L156 169H154V168L153 169L155 171H157L156 172L157 174H147V172L150 171V170H148V168H150V167H149V165L147 167L145 164H147L146 161L149 158L151 159L152 155L149 156V154ZM205 152L207 153V150ZM198 153H199V151H198ZM174 154H175V152L173 153V155ZM201 154H203V153H201ZM207 154H210V152ZM0 155H1V153H0ZM228 155H231V157H232V154H228ZM5 156H7V155H5ZM188 156H189V154H188ZM226 156H227V154H226ZM22 157H25V156L23 155ZM29 157H31V156H29ZM39 157H41V156H39ZM175 157H180V156L176 155ZM181 157H182V155H181ZM222 157L224 158V156H222ZM44 158L45 157H43V160H44ZM184 158H185V156H184ZM206 158H208V157H206ZM213 158H212V160H213ZM150 159L148 160V163H150L149 162V161H151ZM229 159H230V157H229ZM262 159H259V160H262ZM25 160L22 159L21 161H25ZM179 160H177V161H179ZM11 161H12V159H11ZM140 161H142V162H140ZM173 161H174V163H173ZM223 161L224 160H222V162ZM4 162H5V160L2 163H4ZM25 162H27V161H25ZM152 162H151V164H152ZM17 163H19V165H20V162H17ZM30 163H32V162H30ZM220 163H221V160H220ZM54 164H56V163H54ZM257 164H259V162ZM8 165L10 166L9 163H8ZM13 165H14V163H13ZM153 165H154V162H153ZM153 165L152 166L150 165V166L153 167ZM254 165H256V164H254ZM244 166H246V165H244ZM45 167L43 166V168H45ZM146 167H147V169H146ZM220 167H222V166H220ZM173 169H174V167H173ZM146 170H148V171H146ZM249 170H250V168L248 167V171ZM71 175H72V177L73 176L75 177V176H79L81 174H41V183L39 182V185L41 184L40 194L42 196V205L41 206H42L43 216H47L49 214V210L51 208V203L53 202L54 197H56V196L61 197V193L63 191L61 192V190H60V187H59L60 182H61V184L64 185V183H66V180ZM34 179H37V178H34ZM102 184L100 186H102ZM28 185H31V184H28ZM29 193H30V191L28 192V194L24 193V196L25 195L30 196L31 193L30 194ZM37 193H38V190L36 191V194ZM36 194H35V196H36ZM35 196H34V198H35ZM38 196H40V195H38ZM29 199H33V197H30ZM29 199H27V200H29ZM37 199L39 200V198H35L34 200L37 201ZM31 206H33V205H31ZM56 206L57 205L55 204V207ZM62 206H63V204H62ZM64 207H65V205L63 206V208ZM60 208H62V207L60 206ZM63 208L61 209V211L63 210ZM59 211H60V209H59ZM61 211H60L59 215H61V213L63 212V211L62 212ZM55 214L57 215V213H55ZM68 214H69V212H68ZM53 216H55V215H53ZM92 217H94V216H92ZM62 218H63V216H62ZM43 219L44 218H42L41 220H43ZM59 220H61V219H59ZM47 221H49V220H47ZM61 224H62V222H61ZM251 227L253 228V226H251ZM71 232H72V230H71ZM90 236H88V237H90ZM30 237H32V236H30ZM43 241L45 242V240H43ZM77 243H78V241H77ZM48 245H49V243H48ZM76 246H78V245H76ZM256 246H261V249L259 251L254 250V248ZM82 251H83V249H82ZM90 251L92 252V250H90ZM62 252H63V250H62ZM93 252H92V254L96 253L97 251L94 253ZM45 256H47V254H45ZM72 257H73V255H72ZM80 257H81V255H80ZM81 258L82 259L87 258L86 264H96V262L93 261L92 259L88 260L89 255H87L86 258H84V257H81ZM81 258H79L80 262H81ZM109 261L110 260L107 259V262H109ZM43 262H45V261H43ZM64 262H66V261H64ZM101 262H102V260H101ZM78 263H79V261H78ZM83 263H84V260H83Z\"/></svg>",
	"mask_w": 264,
	"mask_h": 264
}]
</instances>
